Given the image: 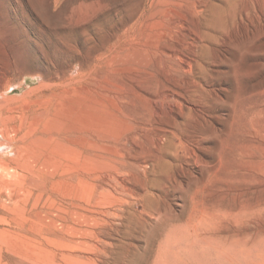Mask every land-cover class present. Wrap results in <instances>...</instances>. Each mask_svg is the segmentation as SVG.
<instances>
[{
  "label": "rangeland",
  "instance_id": "rangeland-1",
  "mask_svg": "<svg viewBox=\"0 0 264 264\" xmlns=\"http://www.w3.org/2000/svg\"><path fill=\"white\" fill-rule=\"evenodd\" d=\"M222 1L0 0V264H264V0Z\"/></svg>",
  "mask_w": 264,
  "mask_h": 264
},
{
  "label": "bare ground",
  "instance_id": "bare-ground-1",
  "mask_svg": "<svg viewBox=\"0 0 264 264\" xmlns=\"http://www.w3.org/2000/svg\"><path fill=\"white\" fill-rule=\"evenodd\" d=\"M238 1V0H237ZM221 2V1H220ZM236 0H223L222 3H214L211 2L209 3V12L211 14L210 18L207 20V24L209 22H215L218 21L219 23L223 22V13L225 11H227L228 9L231 10L233 9L232 7H234L233 5H235ZM237 3V2H236ZM238 4V3H237ZM237 6V5H236ZM236 6L234 7V9L236 8ZM193 62V61H192ZM191 59L189 58V60H187L185 62V68L186 69H190L191 67ZM185 68H183L185 70ZM189 71V70H188ZM180 102V101H178ZM171 124V123H170ZM177 124V123H176ZM167 128V127H166ZM177 128H179L177 126ZM176 128V129H177ZM172 129V128H171ZM170 129L168 128V131ZM175 130V129H174ZM181 130V127H180ZM177 131V130H176ZM173 132V131H172ZM165 133V132H164ZM169 134V133H168ZM171 134V133H170ZM181 134V133H180ZM157 135V134H156ZM182 135V134H181ZM180 135V136H181ZM187 135V134H186ZM156 138V137H155ZM159 138V137H158ZM157 138V139H158ZM154 139V138H153ZM160 140H163L161 138H159ZM190 139V138H189ZM162 142V141H161ZM183 140H181V143H179L178 145L182 144ZM175 143V142H174ZM189 144V143H188ZM168 147H171V143H169L167 145ZM182 146V145H180ZM188 146V145H187ZM186 147V146H185ZM157 148L160 149V144L157 145ZM187 150V149H186ZM165 151V147L162 148L161 146V150L159 152V154H157L155 152V156L153 157V159L149 160V161H140V162H127V166L130 168L131 166H133V168L137 169L138 171L142 172V189H140L141 191L135 189L134 187H128L127 190L134 196L136 201H139L141 203V205L143 206L142 212H138V211H133V210H127L126 211V215L124 216L127 220L125 225L130 227V226H136L139 227L140 229H142L144 231V228L146 227V223L147 220L145 219V217H143L145 220H143L141 218L142 214H147L149 215V217L154 218L156 221H158L159 218H162L164 216L163 214V208H160V206H156L157 208H155L154 204L157 200V196L154 195V193H152L153 191L151 189L160 187L161 190H164V192H168L167 188H170L171 185H175V180L172 179L170 177V170L177 165V163L175 162H171L170 160L167 159L166 154H164ZM195 153V152H194ZM179 154V153H178ZM192 154V153H191ZM170 156V155H169ZM179 156V155H178ZM193 157L195 155H192ZM171 157V156H170ZM195 158V157H194ZM173 160V159H172ZM186 162V161H185ZM192 162V161H191ZM195 163V162H194ZM175 171V170H174ZM183 177V176H181ZM179 184V183H178ZM180 188V187H179ZM158 189V188H157ZM152 191V192H151ZM171 191V190H170ZM157 193V192H156ZM168 195V194H167ZM161 196V195H160ZM166 196V195H165ZM162 197V196H161ZM164 198V197H163ZM167 200V199H165ZM160 202V201H159ZM160 204V203H159ZM161 205V204H160ZM167 208V207H166ZM138 210V209H137ZM166 210V209H164ZM125 211V210H124ZM123 211V212H124ZM125 213V212H124ZM143 215V216H144ZM146 216V215H145ZM166 217V216H165ZM168 218V217H167ZM148 219V218H147ZM154 220V221H155ZM155 221V222H156ZM152 222V221H151ZM154 222V223H155ZM167 225H165L163 222L162 224H160L159 228L164 229L163 227H166ZM137 229V228H135ZM139 229V230H140ZM169 229L166 231V240L167 237L169 235V233L173 230V226L171 225L169 227ZM165 240V241H166ZM170 241V240H169ZM169 243V242H168ZM125 252V251H124Z\"/></svg>",
  "mask_w": 264,
  "mask_h": 264
}]
</instances>
